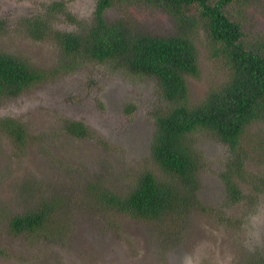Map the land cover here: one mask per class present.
I'll use <instances>...</instances> for the list:
<instances>
[{"label": "rangeland", "instance_id": "rangeland-1", "mask_svg": "<svg viewBox=\"0 0 264 264\" xmlns=\"http://www.w3.org/2000/svg\"><path fill=\"white\" fill-rule=\"evenodd\" d=\"M95 1L0 0V52L41 75L15 97L0 95V119L25 128L20 143L0 131V264H264V193L252 188L255 177H264V122L246 131L255 152L245 160L240 201L226 198L218 174L226 170V147L202 131L192 143L200 152L199 207L154 219L130 215L101 195L122 199L142 171L157 169L150 142L165 102L152 81L115 62L76 59L68 69L55 45L32 39L25 24L38 16L53 30L78 32L91 21ZM246 12L248 28L264 35V0ZM104 15L151 35L175 31L164 12L144 3L116 4ZM198 46L200 76L187 77L190 105L226 76ZM73 120L90 134H69L63 122ZM33 210L45 211L43 225L14 232L12 218Z\"/></svg>", "mask_w": 264, "mask_h": 264}, {"label": "trees", "instance_id": "trees-1", "mask_svg": "<svg viewBox=\"0 0 264 264\" xmlns=\"http://www.w3.org/2000/svg\"><path fill=\"white\" fill-rule=\"evenodd\" d=\"M132 1L164 12L175 26L174 33L151 35L125 19L109 21L105 17L109 8ZM253 1L96 0L91 21L78 32L53 30L38 16L25 19L28 35L55 45L66 63L76 59L115 62L116 67L152 81L165 102L153 117L150 142L151 161L157 169L142 171L122 199L101 192L111 206L154 219L199 207L200 152L192 144L199 131L211 132L226 147V170L218 174L226 198L241 200V189L247 185L245 160L251 150L255 152L246 140V131L254 123L264 122V35L248 28V11L244 13ZM198 44L206 59L217 63L226 76L211 85L200 102L190 105L187 77L200 76ZM40 79L28 62L0 52L1 96L15 97ZM63 126L78 138L90 134L79 121H64ZM24 129L11 117L0 119V131L15 143L25 140ZM156 171L165 177L157 176ZM253 185L255 191L264 193V177H255ZM44 220L45 211L33 210L13 217L10 223L14 232L22 233L43 225Z\"/></svg>", "mask_w": 264, "mask_h": 264}]
</instances>
